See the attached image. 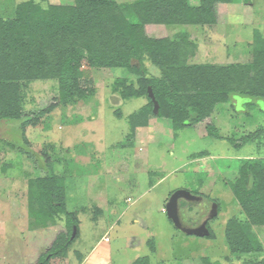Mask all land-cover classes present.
<instances>
[{
	"label": "rangeland",
	"instance_id": "rangeland-1",
	"mask_svg": "<svg viewBox=\"0 0 264 264\" xmlns=\"http://www.w3.org/2000/svg\"><path fill=\"white\" fill-rule=\"evenodd\" d=\"M24 1L0 0V17H12L16 6ZM218 15L214 26L152 25L147 32L154 38L188 36L198 45L197 53L190 58L194 64L248 63L253 55L254 32L264 34V0L221 5ZM146 68L149 74L160 75L152 64L147 63ZM82 71L93 80V92L59 104L25 130L36 160L44 164L45 155L53 172L65 180L67 211L78 220L77 238L67 254L50 264H91V258L93 264H132L138 258L147 259L140 264H243L246 259L264 258V227H251L263 246L259 254L233 255L226 241L231 219L237 217L244 224L248 220L230 181H234L241 162L264 159V101L233 95L197 127L185 128L174 136L162 123L156 133H152L153 128L142 130V140L129 148L123 143H129L127 137L132 133L130 115L149 99L122 100L112 90L119 76L114 71L86 65ZM24 91L26 109L37 111L54 102L58 84L35 81ZM19 124L0 123V264L36 263L65 230L63 217L40 225L29 216L28 182L44 172L19 151ZM208 125L217 128L214 136L206 135ZM258 130L263 132L260 146L255 140L239 146L243 136ZM218 134L224 140H217ZM203 152L207 154H200ZM226 162L235 165V172H229ZM226 173L231 179L225 180ZM181 189L203 197L198 202L180 200L183 226L195 228L211 219L213 237L187 235L168 218L166 204ZM214 205L218 214L212 218ZM102 212L105 214H99ZM117 219L120 224L109 229ZM104 236L110 244L100 242ZM87 257L90 261L86 263L82 259Z\"/></svg>",
	"mask_w": 264,
	"mask_h": 264
},
{
	"label": "trees",
	"instance_id": "trees-1",
	"mask_svg": "<svg viewBox=\"0 0 264 264\" xmlns=\"http://www.w3.org/2000/svg\"><path fill=\"white\" fill-rule=\"evenodd\" d=\"M240 1L26 0L16 6L12 17H0V123L20 122L19 151L38 171L44 172L28 182L29 216L40 225L62 217L64 221V232L34 264H50L53 259L64 257L77 238L76 235L71 239L78 220L67 211L65 180L53 172L45 155L44 164L36 160L25 137L26 128L37 124L59 104L93 92V80L82 71L85 65L118 73L112 90L122 100L149 99L130 115L132 133L123 147H134L138 129L155 122L159 123H155L156 130L165 123L178 136L183 129L211 118L216 107L228 103L233 95L264 101V34L260 31L254 32L252 60L229 65L191 63L198 45L188 36L154 38L147 32L152 25L214 26L221 5ZM147 63L156 67L160 75L149 74ZM50 80L58 84L54 102L41 110H27L25 87L35 81ZM150 88L159 103L158 114L149 97ZM117 117L121 119L122 114L118 112ZM216 129L206 126L207 135L214 136ZM257 136L258 132L249 133L238 144L244 147ZM216 138L223 139L219 134ZM228 165L226 162L225 166ZM228 167L229 172H235L234 164ZM237 172L230 188L248 220L244 224L237 217L231 219L226 241L233 255L259 254L263 246L251 227L264 226V160H245ZM226 175L225 180L231 179ZM255 259H246L243 264H264V258Z\"/></svg>",
	"mask_w": 264,
	"mask_h": 264
},
{
	"label": "water",
	"instance_id": "water-1",
	"mask_svg": "<svg viewBox=\"0 0 264 264\" xmlns=\"http://www.w3.org/2000/svg\"><path fill=\"white\" fill-rule=\"evenodd\" d=\"M149 97L151 98V100L154 103L155 114H158L159 103L156 100L151 88L149 89ZM201 199H202V197H197L187 190H182V189L177 190L176 192H174L171 195L168 203L166 204L165 210H166V214H167L168 218L172 221V223L174 224V226L178 230L182 231L183 233H185L187 235H193V236H198V237H208L211 235V232H210L209 228L207 227L206 223H204L201 226L196 227V228H190V227L183 226L181 219H180V208H179L180 207V205H179L180 200L198 202V201H201ZM217 213L218 212L216 210V212L212 216L217 215ZM214 217H212V218H214ZM77 232H78L77 227H74L71 239H74L76 237Z\"/></svg>",
	"mask_w": 264,
	"mask_h": 264
},
{
	"label": "crops",
	"instance_id": "crops-1",
	"mask_svg": "<svg viewBox=\"0 0 264 264\" xmlns=\"http://www.w3.org/2000/svg\"><path fill=\"white\" fill-rule=\"evenodd\" d=\"M225 104V103H224ZM150 125H151V123H150ZM157 126V124H155V126L154 125H152V127H147V128H139L138 129V135H137V141H141L142 140V133H141V131L142 130H145V129H149V128H153V132L152 133H154L155 132V130H156V127ZM197 127V126H196ZM159 128V127H158ZM259 133V136L257 137V139H255V141L254 142H259V146H260V143H262L261 142V140H263V138H261L262 136H263V132H261V131H256V132H254V133ZM156 133V132H155ZM207 135V134H206ZM248 159H254V158H248ZM262 160H264V159H262ZM203 199V198H202ZM201 199V200H202ZM99 214H105V212H102V213H99ZM111 214V212H107V216H109ZM125 214V212H123L120 216H118V217H121L122 215H124ZM110 218V220H111V217H109ZM108 219V218H107ZM95 220H97V219H95ZM120 224V221H118V219H117V224L115 223V221L114 222H112V223H110V227H109V229H111V230H113L114 228V225L117 227L118 225ZM144 224V223H143ZM261 227H264V226H261ZM196 228V227H195ZM130 240H132V241H136V239H134V238H132V239H130ZM129 240V241H130ZM102 241H104V243L105 244H110L111 243V240H109V238L108 237H106V236H104L101 240H100V242H102ZM100 244V243H99ZM95 249H96V247H95ZM95 249H93V252L95 251ZM94 255V254H93ZM79 259H80V257H79ZM141 259H144V258H141ZM81 260V259H80ZM82 260H85V262L87 263V262H89L90 261V257H87L86 259H82ZM138 260H140V258H138L137 259V261ZM92 258H91V264H93L92 263ZM135 262L136 261H134L132 264H135ZM84 263V262H83ZM95 264H101V262H99V263H95Z\"/></svg>",
	"mask_w": 264,
	"mask_h": 264
},
{
	"label": "flooded vegetation",
	"instance_id": "flooded-vegetation-1",
	"mask_svg": "<svg viewBox=\"0 0 264 264\" xmlns=\"http://www.w3.org/2000/svg\"><path fill=\"white\" fill-rule=\"evenodd\" d=\"M203 198V197H202ZM203 200V199H202ZM216 210H217V206L216 205H214V207H213V209H212V212H211V214H210V216H212L215 212H216ZM217 212H218V210H217ZM218 214V213H217ZM211 220V219H210ZM210 220H208V219H205L201 224H200V226L202 225V224H204V223H206L207 224V227L209 228V221ZM198 227V226H197ZM209 230H210V228H209ZM182 232V231H181Z\"/></svg>",
	"mask_w": 264,
	"mask_h": 264
}]
</instances>
